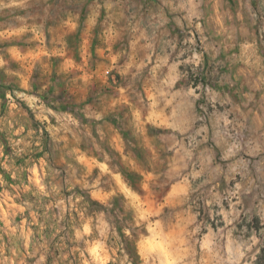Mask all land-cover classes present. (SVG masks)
Here are the masks:
<instances>
[{"label": "rangeland", "instance_id": "1", "mask_svg": "<svg viewBox=\"0 0 264 264\" xmlns=\"http://www.w3.org/2000/svg\"><path fill=\"white\" fill-rule=\"evenodd\" d=\"M229 3L253 22L245 50L264 73V0ZM93 4L0 0V264H264V234L197 227L213 209L200 180L227 181L199 170L221 131L162 121L173 91L80 37Z\"/></svg>", "mask_w": 264, "mask_h": 264}, {"label": "crops", "instance_id": "2", "mask_svg": "<svg viewBox=\"0 0 264 264\" xmlns=\"http://www.w3.org/2000/svg\"><path fill=\"white\" fill-rule=\"evenodd\" d=\"M253 26L243 5L229 0H94L80 32L98 55L123 60L116 71L145 73L149 90L173 91L162 108L159 102L162 121L203 119L221 131L207 135L214 156L202 158L199 168L221 171L227 180H200L211 193L203 203L213 209L209 220L206 211L201 219L202 209L195 218L208 237L264 234V73L260 57L245 50L256 40ZM190 70L207 82H187Z\"/></svg>", "mask_w": 264, "mask_h": 264}]
</instances>
